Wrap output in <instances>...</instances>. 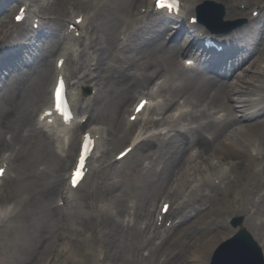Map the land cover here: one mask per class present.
<instances>
[{
  "label": "bare ground",
  "instance_id": "bare-ground-1",
  "mask_svg": "<svg viewBox=\"0 0 264 264\" xmlns=\"http://www.w3.org/2000/svg\"><path fill=\"white\" fill-rule=\"evenodd\" d=\"M6 1L11 3V0ZM42 1L29 0L22 4L30 9L33 23L37 20L46 33V20L53 18L50 11L57 10L56 17L67 25L62 41L53 43L52 39L49 46L44 43L34 50L35 54L32 52V62L13 60L10 67L5 66L9 53L0 52V76H6L0 77V155L4 150L9 151L4 160H9L11 164L19 156L30 164L38 158L44 160L39 165L47 164L34 170L32 174L36 176L28 173L27 178L35 183L33 189L21 188L25 189L24 193L27 189L28 202H36L43 209L46 200L58 197L69 201L75 197L79 205L85 204L93 210L102 209L98 211L101 217L109 214L107 223L113 238L107 241L108 250L101 242L103 252L96 250L92 253L93 264H101L106 256L110 264H187V253H184L187 249L180 247L190 239L189 234L205 235L198 224L207 223L210 226L213 223L212 233L217 232L216 227L223 229L218 215L227 214V203L230 207L237 204L249 218L261 213L255 227L264 226V141L256 139L255 143H247V139L254 135L249 122L264 114V19H250L245 26L227 33H217L200 19L189 22L192 17L199 16L198 8L207 0H181L175 19V14L157 11L150 0H125L121 11L124 14L112 20L119 21L116 31L112 30L113 25L108 26L104 45L96 46V39L88 33L92 31V21L99 12L101 3L98 0ZM244 1L253 0H212L224 4L229 16L248 14V7L242 8L240 5ZM257 2L261 8L259 16H263L264 0ZM108 3L110 0H106ZM142 6L146 9L142 10ZM153 14L159 15L153 17ZM168 16L172 18L166 20ZM77 18H81V21L78 22ZM9 24L8 27L13 29L14 25ZM71 24L73 27H70ZM5 26L6 21L0 18V28ZM77 32H80V37ZM21 34L27 36L24 30L17 32V36ZM6 37L1 39L5 40ZM181 37L187 38V43L182 47ZM206 37L215 39L222 49L204 47L201 41ZM43 40L42 37L33 39L40 43ZM84 45L92 51L84 69L81 68L83 63L78 62L65 73L75 79L71 84L74 90L88 86L96 90L94 95L88 97H84L83 92L74 97L76 101L78 98L82 100L77 111L81 114L80 118L89 113L87 121L82 123L77 117L71 129L61 128L56 123L49 125L50 130L45 129L46 125L39 124L35 118L36 107L49 106L52 98L49 95L50 86L54 77L64 73L65 65L58 67L51 58L54 55L58 56L57 61L65 56L73 58V52L82 55ZM193 58L195 65L189 66L187 60ZM24 67H28V70H18ZM145 87L155 89L152 99L154 95L163 98L161 102L153 99L152 110L158 118L147 120L144 131L131 135L132 131L121 119L122 114L127 111L126 104L142 94ZM100 98L105 101L97 106ZM174 110L180 113L173 114ZM237 112H243L242 116ZM180 120L186 121V125L179 126ZM162 123L167 124L165 129L148 128V124L158 127ZM84 129L85 133L91 132L97 138V145L105 141L106 135H113L110 141H106L119 144L131 140L136 148H147L145 156L153 158V154H158L156 175L147 185L144 197H141L137 208L134 204L128 205V214L119 223L112 220L115 217L119 220L126 210L122 206L123 194L116 188L118 185L107 184V201L95 200L97 191L95 193L94 183L87 193L83 191L88 177L76 188L65 186L67 168L73 165L72 154L78 133ZM70 131L73 135L67 150L65 141L67 137L70 139ZM63 152L66 153L61 156ZM104 164L102 158H94L92 170H98ZM62 171L65 172L62 174ZM244 194H248L246 199ZM4 196L5 192H0V201ZM79 197L89 198V201L84 202ZM161 199L171 203L168 214H174L173 222H179L168 231L164 229L165 233L155 221V217L161 215ZM11 209L7 212L11 213ZM16 212L15 209L13 213ZM9 219L0 212V225L5 223V228L12 225ZM41 220L44 224L41 233L46 235L47 221L44 215ZM174 228L184 229L180 236H173ZM21 232L16 231L14 236ZM237 236L229 241L238 244ZM211 240L204 239L202 244L197 245L193 261L206 264L213 245L222 238L213 244ZM88 248L93 251V247ZM5 256L14 257L16 253L8 250L0 258L2 264H6ZM23 264H27V261Z\"/></svg>",
  "mask_w": 264,
  "mask_h": 264
},
{
  "label": "rangeland",
  "instance_id": "rangeland-1",
  "mask_svg": "<svg viewBox=\"0 0 264 264\" xmlns=\"http://www.w3.org/2000/svg\"><path fill=\"white\" fill-rule=\"evenodd\" d=\"M68 1L76 2L77 0H68ZM124 1L125 0H110V3L106 4V0L105 3L104 0H98V2L101 3L99 6V12L92 21V31L88 33L89 36H92L93 39L94 38L96 39L94 40L96 46L104 45L103 43L107 36L106 33L109 28L108 26L113 25L112 30L116 31V27L119 24V21L116 22L112 20L124 14V13L121 14L122 4L124 3ZM41 3H43L42 0ZM10 5L11 3L6 4L7 9L11 7ZM34 5L38 6L39 4H34ZM240 5L242 8H244L245 6L248 7V14L245 15L237 14V16L236 15L229 16L224 7L225 16L223 19L246 20V22L242 26H245L248 23L249 19L255 18V21L256 20L260 21L264 19V15L259 16L260 13L259 15L255 16L256 13H254L253 9L258 8L257 0H253L250 2L244 1L243 3H240ZM15 8H17V5ZM259 10H261V8ZM256 11L258 12V10ZM50 12H51L50 15L53 18L47 20L45 19L47 21V25H45L47 30V37L44 39V43H47V46H49L50 41L52 39L54 40L53 43L58 42L57 40L59 39V37L57 36V32L60 35L65 28L64 25L65 23L62 24L60 17H56L55 15L58 14V11L53 10ZM151 16L157 17V15H151ZM3 19L7 21L6 26L3 29L5 30L9 29L10 32V28L8 27L7 23H14L13 15L8 13L6 16L3 17ZM140 23H142L141 24L142 26L144 25L143 22ZM31 25L32 24L30 21L25 22L23 24H16L15 29L19 30L21 28L31 27ZM219 27L223 28L221 26ZM134 30H135V26L133 27V32ZM6 34L7 31L3 32L2 30V34L0 35V38L3 36L6 37ZM15 34H16V30L14 33H12V35ZM9 37L8 40H2V39L0 40V47L6 46L7 43L6 44L3 43L13 39L11 38V33ZM33 39L34 38H31L29 42L33 43ZM180 41H181L180 47H182L187 43V38L181 37ZM39 44L41 43L39 42ZM42 45L38 46L34 44V47L35 46L41 47ZM29 48L30 47L26 48V50L24 49V51H28ZM37 52L41 53V50H38ZM91 52L92 51L89 50V46L85 47L84 45V51L82 55L77 56L76 54H74V58H72L71 60L67 59L66 61L67 71L72 69L78 62H80V64L83 63L81 65V68L84 69L85 62L88 60ZM30 59H26V60H28L29 62ZM51 59L53 64H55L56 55H54ZM251 61L252 60H250V63ZM181 63L183 64L184 61L181 60ZM18 70L27 71L28 67H24L23 69L19 68ZM188 72L190 74H193L189 69ZM4 77L5 76H3V78ZM9 77L11 78V76ZM70 82L72 84L74 82V79L70 78ZM144 89H146V87ZM84 92L87 95H89L88 91H84ZM163 95H165V93H163ZM136 96L134 97V99H132L133 101L135 100ZM155 98L157 101L163 100V98L160 95H156ZM132 100H130L128 104ZM104 101L105 100L103 98H100L97 101V106H100L102 103H104ZM36 108H40V107L38 106ZM237 113L241 116L243 114V112H237ZM102 115L104 116L105 119L106 118L108 119V116H106L105 114ZM113 115L114 113L112 112V116ZM156 117H157L156 113L152 109L149 110V112L145 113L144 115L143 120L145 122L143 121L139 124H135L132 127L133 132L131 133V135L133 134L138 135L141 129L146 128L147 126L146 121ZM186 123H187L186 121L180 120L179 126H183ZM249 124L250 126H252L251 131L253 132L254 135L253 137H249L247 139L248 141L247 143H255L256 139L259 140L262 139L264 141V114L258 115V117L251 120ZM166 126L167 124L162 123V125H160L159 128L164 129ZM148 128L152 129L153 125L148 124ZM81 133L82 130L79 131L78 140L80 138ZM108 138H110L111 140L110 135H108ZM130 142H131L130 140H126L121 143L119 142V144H113V143L111 144L105 141V150L102 152V154L101 151L98 153V156L101 154L100 158L104 160L105 164L102 167H100L98 170H94V171L92 170L91 172L93 173L92 174L90 173V176L86 184L82 187L83 191L87 193V190H89L92 184L94 183L96 186L95 193L97 191V197L95 200L98 201V200L106 199L107 201L108 193H109L107 184L109 185V183H114L115 186L118 185L119 187L116 188L120 190V192L123 194L122 206L125 207L126 210L125 212L121 213L119 220L118 217H115V219L112 220L118 223L121 222L120 219L125 218V216L128 214L129 204H134V206H138L141 197H144L145 194L144 191L146 190L147 185L151 180H153V176L156 175L155 171L157 169L156 157H158V154L157 153L153 154L155 156L153 158L149 156H145V152L147 148H137L133 150L123 160H121V163L119 165L116 166L115 164H117L118 162L114 163L112 160H109L110 158H113L114 154L117 153V151L121 150L123 147L130 144ZM78 145L79 142L76 141L75 150L73 151L72 154V163L75 161L74 159L77 154ZM43 161L44 160H40L38 158L37 161L33 160L32 163L30 164L28 161L21 159V157L19 156L18 158H16L14 162V167L11 175H9V178L3 182L2 186H0V192L2 194L3 192H5V196L0 201V206L7 208L6 205H13L14 208L17 210L16 213H11V215L9 216L10 219L8 222L11 221L12 225L7 226V228H5L6 226L5 223L4 224L1 223L2 225H0V258L3 257L8 250H10V253L15 251L16 256L14 257L5 256L4 261L6 262V264L8 263L11 264V261L12 264H23L24 261H27V264H44L48 260L51 262V264H93L91 261V259L93 258L92 253H95L100 246H103V244L106 247V250H108L107 241L112 240L113 238L112 237L113 232L110 233L107 223V221L109 220V214L107 216L105 214L103 215V217H101L102 214L100 215V213H98L96 209L93 210V208L91 207L90 209L86 207L85 204H81V205L77 204V200L75 199V197H72L63 206L59 202L60 200H58L59 199L58 197H55L54 200H46V202H44L45 206L43 209H40L38 207L39 205L36 204V202L35 203L28 202L27 189L26 192L24 193L25 189H21V188L30 187L31 189H33L35 187V183H33L30 179H28L27 175L29 173L30 176H36L35 174L32 173H34V170L37 167H39V164L42 163ZM42 165L47 166V164H42ZM160 168L161 165L158 166V169ZM65 171H62V174ZM24 178H26L25 181L23 182L19 181ZM66 185L68 186L67 180L65 181V186ZM17 187L19 189L18 192H16ZM243 196H245L246 199L248 194H244ZM79 198L81 200H84V202L89 201V198H85V199L82 197ZM56 205H58L57 208H55ZM83 208L86 209V211H84ZM54 209L56 210V212H52ZM43 215L47 221L45 226L46 235H44V233H41L42 226L44 225L41 220ZM171 215L174 216V214ZM234 216H242L243 226L247 228L250 232H252L254 235H256L255 237L262 244L264 243V226L255 227L256 223L260 220L259 218L261 217V213H259L256 217L249 218L245 212L240 210L237 204L236 206L231 205L230 207V204L227 203V214L223 216L218 215V219H220L221 225H223L224 227L223 229L216 227L217 232L212 233L211 229H213V223H210V226H208L207 223H203V224L196 223L198 224L199 228L203 229L202 232H204L205 235L201 236V234L200 235L189 234L190 239L192 238L191 241L190 239H188L186 241V244L180 247L182 249H187L184 251V253H187L186 257L189 260V262L187 260V264L199 263L193 261L192 258L194 257L197 245L202 244V240L212 238L210 243L213 244L217 242L219 238H223V237L227 238L229 237V235H232L233 233L237 232L238 228H235L231 222ZM98 217H100L101 219L99 220ZM259 225L261 224H258V226ZM262 225H264V223ZM9 227H11L10 229H12L11 234L9 233L10 229L8 230ZM99 227L102 228V230ZM182 229L174 230L176 234L173 233L172 235L180 236L183 232ZM20 230H22L23 232L19 233V235L15 237L14 233ZM92 234L93 236L96 235L97 237L90 236ZM170 241L172 240L170 239ZM101 242H103V244ZM219 242H221V240L213 245L212 251H214V248ZM89 246L93 247V251L90 248H88ZM181 254H183V252ZM210 261H211V256L207 258L206 264H209ZM105 262H108L106 264L111 263L108 260L107 256L106 258L102 259L101 264H104ZM0 264L2 263L0 262Z\"/></svg>",
  "mask_w": 264,
  "mask_h": 264
},
{
  "label": "water",
  "instance_id": "water-1",
  "mask_svg": "<svg viewBox=\"0 0 264 264\" xmlns=\"http://www.w3.org/2000/svg\"><path fill=\"white\" fill-rule=\"evenodd\" d=\"M202 9H204L203 6L200 7V10ZM218 11L219 10L216 9V16L221 18L223 15L222 10ZM200 19H202V14H200ZM239 233L235 238L236 240L238 239V244H235L233 240H228L229 242L227 241V243L225 242L223 246L216 251L212 264H264L261 248L252 235L245 229Z\"/></svg>",
  "mask_w": 264,
  "mask_h": 264
},
{
  "label": "snow or ice",
  "instance_id": "snow-or-ice-1",
  "mask_svg": "<svg viewBox=\"0 0 264 264\" xmlns=\"http://www.w3.org/2000/svg\"><path fill=\"white\" fill-rule=\"evenodd\" d=\"M176 3H177V0H156V7L162 10L164 9L171 10L176 7ZM23 11L24 10L21 9V13H23ZM23 18H24L23 15L16 16L17 21H21ZM189 63H191V61H189ZM64 87H65L64 82L63 80H61L56 90L57 111H60L62 115L67 116L68 112L64 110L66 107V102L61 96V93L64 90ZM146 104H147V101H141L137 107V111L139 112L140 110H142ZM48 115H51V113H49ZM124 155L125 154L122 153L120 158H123ZM87 160H88V144H83L82 152L79 154L78 165L76 166V170L72 174V178H71V184L73 187H76L80 183V181L84 178V168L86 167ZM3 175H4V170L0 169V176H3ZM165 211H167V206H165Z\"/></svg>",
  "mask_w": 264,
  "mask_h": 264
}]
</instances>
